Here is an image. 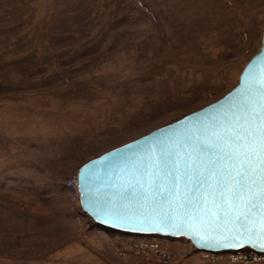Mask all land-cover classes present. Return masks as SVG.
<instances>
[{
    "label": "rangeland",
    "instance_id": "rangeland-1",
    "mask_svg": "<svg viewBox=\"0 0 264 264\" xmlns=\"http://www.w3.org/2000/svg\"><path fill=\"white\" fill-rule=\"evenodd\" d=\"M263 25L264 0H0V264H146L66 179L222 95ZM227 256L170 264H264Z\"/></svg>",
    "mask_w": 264,
    "mask_h": 264
},
{
    "label": "snow or ice",
    "instance_id": "snow-or-ice-1",
    "mask_svg": "<svg viewBox=\"0 0 264 264\" xmlns=\"http://www.w3.org/2000/svg\"><path fill=\"white\" fill-rule=\"evenodd\" d=\"M232 107L234 111L202 129L182 134L178 148L163 143L156 152L148 146V163L143 164L140 178L121 188L119 201L131 197L159 207L160 222L177 229L185 227L179 214L190 212L204 223L239 225L229 229L232 234L222 246L254 239L264 246V68ZM257 206L259 219L250 218ZM113 209L118 210L116 204Z\"/></svg>",
    "mask_w": 264,
    "mask_h": 264
},
{
    "label": "water",
    "instance_id": "water-1",
    "mask_svg": "<svg viewBox=\"0 0 264 264\" xmlns=\"http://www.w3.org/2000/svg\"><path fill=\"white\" fill-rule=\"evenodd\" d=\"M262 68H264V25L257 51L245 61L238 73L237 81L222 95L167 123L108 148L77 166V188L81 211L97 224L122 233L170 238L184 236L197 249L228 251L250 248L264 252V246L255 239L253 243H243L240 246H222L228 243L224 238L232 234L229 229L239 228V225L204 223L201 218L190 212L189 216L179 214L185 221V227L177 229L160 222L163 213L159 207L145 206L131 197L123 201L118 199L121 188L126 183L140 178L139 173L143 164L148 163L145 157V149L148 146L156 152H159L163 143L178 148V142H182V134L190 130L202 129L215 118L234 111L232 106L238 104L246 95L252 81L260 78ZM114 204L117 205L118 210L113 209ZM163 207L168 209L169 205L165 203ZM259 213L260 209L257 206L250 213V218L259 219ZM206 236L214 240H204L203 237Z\"/></svg>",
    "mask_w": 264,
    "mask_h": 264
},
{
    "label": "built area",
    "instance_id": "built-area-1",
    "mask_svg": "<svg viewBox=\"0 0 264 264\" xmlns=\"http://www.w3.org/2000/svg\"><path fill=\"white\" fill-rule=\"evenodd\" d=\"M65 188L71 191L72 202L80 209L79 193L77 188L76 170L70 173L66 179ZM175 239V249H166L158 239L147 234L129 233L124 235V242L133 253H139L141 259L146 264H170L178 252H183V249H190L191 251L197 248L193 243L184 236H179ZM128 248L116 247V251L124 253ZM202 257L211 258L212 256H219V258L227 257L233 261H246V259L257 260L264 263V252L256 251L250 248H240L228 251H214L197 249Z\"/></svg>",
    "mask_w": 264,
    "mask_h": 264
},
{
    "label": "trees",
    "instance_id": "trees-1",
    "mask_svg": "<svg viewBox=\"0 0 264 264\" xmlns=\"http://www.w3.org/2000/svg\"><path fill=\"white\" fill-rule=\"evenodd\" d=\"M92 223H93V224H96V225H98V226H100V227L103 228V229H109V230H112V229H110V228H107V227L101 226V225L97 224V223L94 222V221H92ZM114 232H116V231L114 230ZM117 232H118V231H117ZM120 233H122V232H120Z\"/></svg>",
    "mask_w": 264,
    "mask_h": 264
}]
</instances>
